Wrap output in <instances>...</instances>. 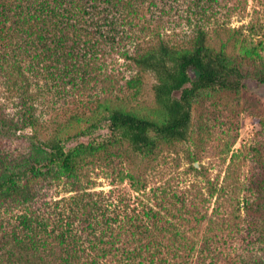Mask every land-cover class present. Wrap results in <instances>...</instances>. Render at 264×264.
Masks as SVG:
<instances>
[{"label":"trees","instance_id":"trees-1","mask_svg":"<svg viewBox=\"0 0 264 264\" xmlns=\"http://www.w3.org/2000/svg\"><path fill=\"white\" fill-rule=\"evenodd\" d=\"M248 1L0 0V264H264V166L149 174L201 94L264 84Z\"/></svg>","mask_w":264,"mask_h":264},{"label":"rangeland","instance_id":"rangeland-1","mask_svg":"<svg viewBox=\"0 0 264 264\" xmlns=\"http://www.w3.org/2000/svg\"><path fill=\"white\" fill-rule=\"evenodd\" d=\"M231 24L253 25L260 34L253 37L254 43L259 40L258 38L264 39V0H249L246 10L235 15L231 19ZM143 82V90L132 104L136 105L141 114L158 115L160 110L152 98L154 80L147 75ZM194 102L199 111L197 112V109L194 111L195 120L191 136L185 142L165 147L164 151L151 161L150 182L167 179L174 172L181 174L190 162H193L194 166L197 165L195 167L198 169L201 162L208 169L210 178H217L220 175V181L223 180L231 161L243 179L252 166H264V84L249 78L245 82V88L240 91H208ZM63 103L69 110L82 108L88 112V109L83 107L88 105L84 98H76L78 105L74 107L68 104V101ZM108 135L107 125L101 123L91 133L66 142V148H73L92 140H102ZM194 158L199 160L195 161ZM190 175L184 176L189 179L192 178Z\"/></svg>","mask_w":264,"mask_h":264},{"label":"water","instance_id":"water-1","mask_svg":"<svg viewBox=\"0 0 264 264\" xmlns=\"http://www.w3.org/2000/svg\"><path fill=\"white\" fill-rule=\"evenodd\" d=\"M195 166H197V165H195Z\"/></svg>","mask_w":264,"mask_h":264}]
</instances>
